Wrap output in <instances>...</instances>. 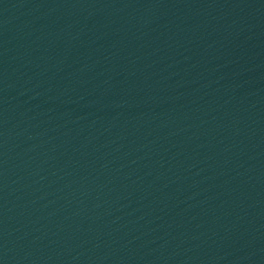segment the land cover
<instances>
[{
	"label": "water",
	"instance_id": "1",
	"mask_svg": "<svg viewBox=\"0 0 264 264\" xmlns=\"http://www.w3.org/2000/svg\"><path fill=\"white\" fill-rule=\"evenodd\" d=\"M0 264H264V0H0Z\"/></svg>",
	"mask_w": 264,
	"mask_h": 264
}]
</instances>
